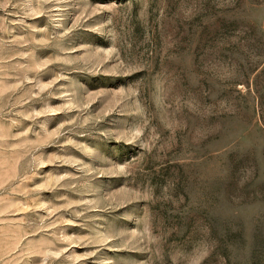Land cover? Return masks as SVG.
I'll return each instance as SVG.
<instances>
[{"label": "rangeland", "instance_id": "rangeland-1", "mask_svg": "<svg viewBox=\"0 0 264 264\" xmlns=\"http://www.w3.org/2000/svg\"><path fill=\"white\" fill-rule=\"evenodd\" d=\"M0 264H264V0H0Z\"/></svg>", "mask_w": 264, "mask_h": 264}]
</instances>
